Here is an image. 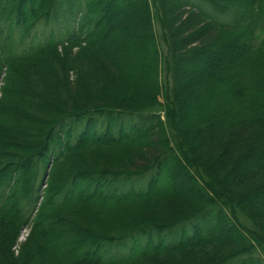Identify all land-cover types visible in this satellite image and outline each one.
<instances>
[{
    "label": "trees",
    "instance_id": "trees-1",
    "mask_svg": "<svg viewBox=\"0 0 264 264\" xmlns=\"http://www.w3.org/2000/svg\"><path fill=\"white\" fill-rule=\"evenodd\" d=\"M113 1L146 10L154 59L152 87L144 93L130 86L122 50L100 38L111 20L105 0H0V129L12 112L5 106L18 112L12 118L40 124L35 144L0 158V264L67 260L53 245L58 223L82 237L83 250L69 264H185L186 250L219 241L227 249L215 251L211 264H264V224L247 212L252 202H264V0ZM61 6L78 10L74 27L65 20L69 35L36 33L58 19ZM218 40L226 46L215 51ZM77 43L86 44L81 61L97 68L100 56L113 64L112 71L100 69L102 96L55 72L68 64L59 48ZM205 56L232 62L229 77L215 80L228 93L221 90L223 100L188 124L180 77ZM37 76L41 83L30 80ZM19 78L27 92L14 86ZM55 86L68 101H58ZM20 95L26 99L16 107L12 100ZM92 104L100 106H85ZM53 109L48 118L44 110ZM12 118L6 126L17 124ZM245 129L250 136L239 139ZM216 140L226 147L218 150ZM66 172L53 190V178ZM188 174L201 181L200 191L176 184ZM176 197L190 202L184 217L144 219L147 206ZM229 225L240 232L231 240L222 229ZM23 229L30 233L19 241Z\"/></svg>",
    "mask_w": 264,
    "mask_h": 264
},
{
    "label": "rangeland",
    "instance_id": "rangeland-1",
    "mask_svg": "<svg viewBox=\"0 0 264 264\" xmlns=\"http://www.w3.org/2000/svg\"><path fill=\"white\" fill-rule=\"evenodd\" d=\"M75 2L77 4L81 2V0H75ZM105 4L108 5L109 11L111 12V20L108 21L107 25H105L104 30L101 31L100 38L105 44L107 45L116 44V46H118V48L122 50L123 55L126 58V62L124 63L122 68L123 71L128 74L129 77L128 82L130 86L137 93L139 94L142 92L144 93L145 91L149 90L152 87V72H153V59H154L153 58L154 53L150 38V30L147 26V18L145 14L146 10L143 7V5L140 3H138L135 6H128L127 2L125 3V2H115L113 0H105ZM77 12L78 10H75V13L72 16L70 15L69 17L71 19L70 23L72 24V27H74V25L76 24L78 18V14L76 15ZM62 18L63 17H60L57 20H52L47 24L45 23L40 24L36 30V33L51 34L50 32L53 31L56 33L55 36L58 39L59 37L63 39L64 37H66L69 31L66 33V31L68 30L67 22H65V20H62ZM62 29L66 30L64 32V34L66 33V35L63 34L61 37L58 36V34ZM44 36L45 35L42 36L43 38L41 40L45 38ZM77 45H78L77 47L67 48L66 50H64L65 49L64 47L59 48V53L61 54V57L68 64L63 66L59 65L58 68L55 70V72L62 81L65 78H68L70 82L79 79L84 81L86 84L89 85L88 87H90L91 91L97 92L99 94L98 96H102L103 88H104V79L102 77L103 73L100 71V69H108L109 71H112V69H114L113 64L110 61L108 62L103 61L100 58V56H98V59H96L97 68H93L92 66H90L89 63L81 61L77 57L79 52L84 47H86V44L77 43ZM224 46H226L225 42L223 40H218L213 45L212 49L218 51L221 48L224 49ZM231 54L232 53H230V55ZM220 58H222V56ZM226 58L227 57H225V59ZM194 62L196 66L195 69L192 70L191 65H187V68H185V71L182 72L180 77L181 85H182L181 86L182 90L180 91L181 93L180 102L183 103L187 108V110L181 111V116L182 117L184 116V119H186L185 122L188 124H190L194 120H197L200 114L209 110V108H211L215 104V102H219L221 101V99L223 100V93L226 94L227 88H225L226 87L224 86L225 84H221L220 82L216 83L215 80L217 79V77H220L222 80H225V78L229 77V75L231 74V69L233 67L232 62L230 61H224V62L220 61L221 63L220 62L217 63L215 61H212L210 58L208 59L207 56ZM185 73L187 78L184 77ZM4 76L6 78V76H8V73L7 74L5 73ZM30 80H33V82L36 81L38 83L42 82V78L39 76ZM211 81H214L213 83H215L216 85L213 83L211 84ZM14 82H15L14 83L15 87L17 84L18 86L22 85L28 88L27 81H25L23 78L15 79ZM210 84H211V88H210L211 91L203 90L205 85H210ZM3 85H5V82L0 84V98L2 96L1 87H3ZM44 85L46 88V84ZM49 87H52V85H49ZM54 89L57 90V86H55ZM221 90H223V93L221 92ZM42 91H46V90L42 89ZM57 91H58V96L60 97L58 101H68L66 100V96L64 95V92L61 89V87L58 88ZM24 95H26V93H24ZM14 98L15 99H13L12 101L14 102L16 107L18 106L20 107L22 102H24L23 100L26 99L21 95L16 96ZM85 106L90 108V107H98L100 105L92 104ZM44 111L48 115L47 116L48 118L56 114L54 109L52 110V112H47V110ZM12 113L18 115L17 111L15 112L12 111L9 116L10 118L14 116ZM9 117H7V119ZM7 119L4 120V122L1 124L3 130L0 129V141L18 142L19 144L18 147L20 148L16 149L17 152L20 151L22 148L25 147L27 148L29 144L31 143L35 144L37 142L36 132L40 129V124H35V123L32 124L30 121H26V118L17 119V116H15V118L13 117L12 119L13 122L17 120L18 121L17 124L15 123L14 126L8 127L5 125L6 123L9 122V119L8 120ZM250 134L251 131L245 129L242 130L237 137L239 139H242L243 137V139L245 138L244 140H246L248 136H250ZM146 137L141 138L140 142H145L146 140H148L146 139ZM216 143H218L219 145L214 144V147H218L217 148L218 150H222L224 147H226L225 142L216 140ZM2 151L8 155L15 150L14 148L5 147L2 148ZM3 156H4L3 154L0 155V158H2ZM81 160L83 161L84 159ZM57 175L56 178L58 177V181L61 182L64 179V176L60 174L62 175L60 178V176ZM185 176L186 177L184 179L177 180L176 184L179 185L180 187H185L188 193H192L193 190L200 191L201 181L198 180L197 178L192 177L190 174ZM56 178H53L54 182ZM134 203L136 205L145 204L138 202H134ZM189 204L190 202L188 203V200H185L183 198L181 199V197H176L174 199H161L155 202L154 204H152L150 207L147 206V209L149 211L148 216H146L142 212L140 213H142L144 219L148 221L151 220L154 221L156 218H161V219H169L164 222V223H169L184 217L191 207L189 206ZM145 205H139L138 207L140 209L141 208L143 209ZM129 207L133 208L132 205H130ZM131 210L137 211L136 209H131ZM247 210L249 215H253L258 220L259 223H261L262 225L264 224L263 201L252 202V204L248 206ZM176 211H180L179 212L180 216L176 213ZM231 224L237 227L236 222H234V224L233 223ZM54 227L55 229L53 233L56 238L55 240L56 242H54L53 245L57 248V251L61 254L60 257L63 255L67 257V260L62 261L61 264H69L68 261L74 259L76 255H78V253L81 250H83L82 249L83 241H81L82 237L81 235L78 236L76 235L73 237L71 235H67V233H65L67 232V227L60 226V223L56 224V226ZM224 227L227 226H223L222 228L224 231L223 235L226 238H228V240H231L235 236V234L237 235L240 234L238 229H235L233 227L231 228V225L228 226L229 229L228 228L224 229ZM29 233H30V229H23L20 232L19 241H25ZM227 246L228 243H226L225 241H219L212 244H204L202 246L193 247L186 250V252L184 253V259L183 257L181 259H183V262L185 264H207V263L211 264L212 263L210 260L211 255L215 251H219V250L225 252L226 251L225 249H227L225 247ZM15 248L17 252L19 250V246ZM61 260H63L62 257ZM147 260L146 259L142 260L141 264L148 262Z\"/></svg>",
    "mask_w": 264,
    "mask_h": 264
},
{
    "label": "bare ground",
    "instance_id": "bare-ground-1",
    "mask_svg": "<svg viewBox=\"0 0 264 264\" xmlns=\"http://www.w3.org/2000/svg\"><path fill=\"white\" fill-rule=\"evenodd\" d=\"M66 11H68V12H66ZM69 15V16H68ZM70 15L72 16L73 14H71V12H69V10H68V8L67 7H63V6H61L60 7V9H59V12H58V19L60 18V17H63L62 18V20H66V19H68V17H70ZM72 28H70V33L72 32ZM69 31V28H68V30L66 31V33ZM66 33L64 34V35H66ZM69 35V33L66 35V37ZM62 37V36H61ZM66 37H64V38H66ZM57 38V37H56ZM60 38V37H59ZM63 38V39H64ZM58 39V38H57ZM60 39H62V38H60ZM20 92H27L28 91V88H26V87H24V86H18V88H17ZM30 91V90H29ZM47 105H49V106H51V107H53V105L50 103H48L47 102ZM13 111L14 109H10L9 107H4L3 108V111H5V112H7V111ZM66 134H67V136L69 137L70 136V133L68 132V131H66ZM18 142H11V141H6V142H4V141H0V155H2V154H5L3 151H2V148H8V147H10V148H17L18 147ZM63 175V174H62ZM62 175H60L59 173H58V175L57 176H62ZM64 177L65 176H67L68 177V174H67V172L63 175ZM57 181H58V177L56 178V180H55V182L53 183V185H52V187H53V190H56L57 189ZM138 185L140 184L139 183V181L138 182H136Z\"/></svg>",
    "mask_w": 264,
    "mask_h": 264
}]
</instances>
